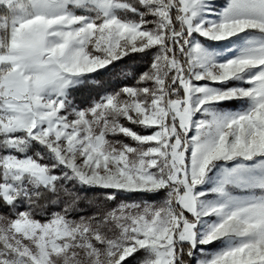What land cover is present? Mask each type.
Instances as JSON below:
<instances>
[{"label":"snow or ice","instance_id":"1","mask_svg":"<svg viewBox=\"0 0 264 264\" xmlns=\"http://www.w3.org/2000/svg\"><path fill=\"white\" fill-rule=\"evenodd\" d=\"M0 264H264V0H0Z\"/></svg>","mask_w":264,"mask_h":264},{"label":"rangeland","instance_id":"2","mask_svg":"<svg viewBox=\"0 0 264 264\" xmlns=\"http://www.w3.org/2000/svg\"><path fill=\"white\" fill-rule=\"evenodd\" d=\"M209 248H210L211 250H213V251L215 250V248H214L213 246H209Z\"/></svg>","mask_w":264,"mask_h":264}]
</instances>
